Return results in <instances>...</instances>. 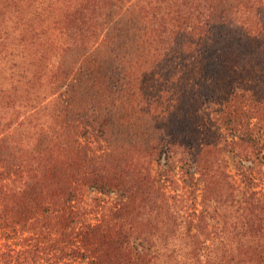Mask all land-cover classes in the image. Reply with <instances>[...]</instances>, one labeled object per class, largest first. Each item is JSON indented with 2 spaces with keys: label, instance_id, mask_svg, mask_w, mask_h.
I'll return each instance as SVG.
<instances>
[{
  "label": "trees",
  "instance_id": "1",
  "mask_svg": "<svg viewBox=\"0 0 264 264\" xmlns=\"http://www.w3.org/2000/svg\"><path fill=\"white\" fill-rule=\"evenodd\" d=\"M37 1L0 0V15L14 18L12 28L25 43L21 52L30 40L24 37L30 30L27 10L41 17L31 8ZM55 1L61 2L64 42L47 43L51 53L44 61L102 46L124 1L139 14L145 43L157 53L173 52L180 39L185 54L194 52L196 43L212 41L209 55L216 59L208 61L210 73L219 69L220 54L213 48L219 42L235 43L247 54L264 51V0ZM70 76L62 63L47 77V101H57ZM242 76L238 73L235 82ZM256 80L261 83L263 75ZM6 93V101L0 99V111L5 109L0 114V264H264V98L253 94L248 104L239 93L229 100L222 94L220 103L217 92L208 89L211 115L233 139L222 149L217 144L205 156L198 154L202 209L188 219L175 215L163 193L155 198L151 171L144 175L133 159L104 153L99 167L83 168L79 126L60 121L62 114L39 123L34 106L30 120H16L17 104L33 101L34 87ZM227 152L250 165L240 181L222 164ZM85 187L124 200L87 204ZM182 221L190 226L186 231L166 228Z\"/></svg>",
  "mask_w": 264,
  "mask_h": 264
},
{
  "label": "rangeland",
  "instance_id": "2",
  "mask_svg": "<svg viewBox=\"0 0 264 264\" xmlns=\"http://www.w3.org/2000/svg\"><path fill=\"white\" fill-rule=\"evenodd\" d=\"M60 5L55 0L32 3L31 8L37 14L40 11L41 17H34L27 10L25 24L30 30L24 37L30 40L23 52L20 50L25 43L12 28L14 18L2 11L0 99L5 102L6 92L12 87H34L33 101L17 104L16 120H30L34 106L39 108L40 113L34 116L39 123L62 114L60 121L79 126L78 148L83 168L99 167L104 153L114 159H133L144 168V175L151 171L158 189L155 198L163 193L168 203L175 205V215L189 219L202 209L199 203L204 183L197 169L198 154L205 156L217 144L222 149L233 139L211 115L206 99L208 89H214L216 97L223 94L228 100L239 93L248 104L253 94L263 99L264 80L258 83L256 79L259 74L264 79V51L247 54L235 43L219 42L213 47L220 54L219 69L210 73L208 61L216 59L209 55L212 41L196 43L194 52L185 54L181 52L180 39L175 41L173 52L157 53L145 43L139 14L124 1L112 18L102 46L72 50L44 61V54L51 53L47 43L64 42ZM37 38L39 41L34 44L32 41ZM62 63L66 73H71L70 82L60 91L57 101H47V77L56 73ZM238 73L244 79L235 82ZM237 135L240 137L241 132ZM221 158L238 181L245 167L250 166L240 163L230 152ZM81 193L87 204L93 200H124L118 194L92 193L86 187ZM166 228L186 231L190 226L182 221L177 226L171 222Z\"/></svg>",
  "mask_w": 264,
  "mask_h": 264
}]
</instances>
